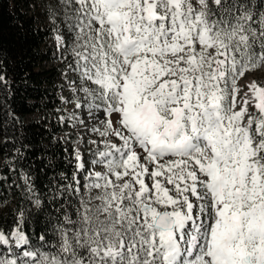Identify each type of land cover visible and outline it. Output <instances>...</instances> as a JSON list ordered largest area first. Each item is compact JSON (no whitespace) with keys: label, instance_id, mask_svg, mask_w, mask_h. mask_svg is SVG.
Wrapping results in <instances>:
<instances>
[{"label":"snow or ice","instance_id":"1","mask_svg":"<svg viewBox=\"0 0 264 264\" xmlns=\"http://www.w3.org/2000/svg\"><path fill=\"white\" fill-rule=\"evenodd\" d=\"M58 3L57 51L98 139L87 161L73 150L79 206L57 243L20 210L0 264H264V85L237 100L264 67V0Z\"/></svg>","mask_w":264,"mask_h":264},{"label":"trees","instance_id":"2","mask_svg":"<svg viewBox=\"0 0 264 264\" xmlns=\"http://www.w3.org/2000/svg\"><path fill=\"white\" fill-rule=\"evenodd\" d=\"M52 13L46 0H0V227L14 226L23 210L33 240L47 234L55 244L58 220L79 205L69 187L77 137L61 119L69 70L51 45L62 25Z\"/></svg>","mask_w":264,"mask_h":264},{"label":"rangeland","instance_id":"3","mask_svg":"<svg viewBox=\"0 0 264 264\" xmlns=\"http://www.w3.org/2000/svg\"><path fill=\"white\" fill-rule=\"evenodd\" d=\"M46 1L48 4H51L56 8L58 16H62L63 14L62 6L58 3V0H46ZM58 33L65 35L66 38H69L67 36L66 28L63 22H62V25H60V28L56 34ZM56 37L57 35L53 37L51 45L57 51ZM73 79H76V77L69 70L65 77V81L63 83L64 88H65V102H64L65 116L64 118H65V121L68 127L69 128L71 127V131L77 136V140L79 141L78 148L80 149V153L83 154L85 160L87 161L90 159V150L94 148V145H92L90 141L93 139H98V136L90 132V129L95 123V121L91 120L87 116L85 111L78 110L75 108V101L73 100V92L69 84V81ZM253 81L257 82L258 84L264 85V70L262 67L259 68L258 70H255L252 74H246V76L239 81L238 86L241 87V92H240V95L237 97L238 103L242 102L241 98L244 97V93L247 92V88L244 86L252 83ZM74 113L78 119H71ZM80 119L84 120L83 124L78 122ZM97 170H100V169H97Z\"/></svg>","mask_w":264,"mask_h":264},{"label":"built area","instance_id":"4","mask_svg":"<svg viewBox=\"0 0 264 264\" xmlns=\"http://www.w3.org/2000/svg\"><path fill=\"white\" fill-rule=\"evenodd\" d=\"M262 68H263V70H264V67H262ZM63 95H64V97H65V92H64ZM78 145H79V144L77 143V144H76V149H78V147H79Z\"/></svg>","mask_w":264,"mask_h":264}]
</instances>
